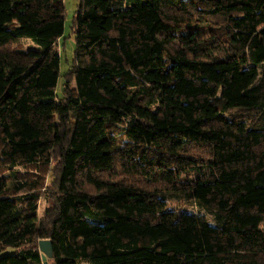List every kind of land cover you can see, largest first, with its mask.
Returning a JSON list of instances; mask_svg holds the SVG:
<instances>
[{
	"label": "trees",
	"instance_id": "16d2710c",
	"mask_svg": "<svg viewBox=\"0 0 264 264\" xmlns=\"http://www.w3.org/2000/svg\"><path fill=\"white\" fill-rule=\"evenodd\" d=\"M71 28L59 95L64 0H0V264L42 239L49 264H264V0H79Z\"/></svg>",
	"mask_w": 264,
	"mask_h": 264
},
{
	"label": "rangeland",
	"instance_id": "374dc122",
	"mask_svg": "<svg viewBox=\"0 0 264 264\" xmlns=\"http://www.w3.org/2000/svg\"><path fill=\"white\" fill-rule=\"evenodd\" d=\"M65 3V30L62 40L59 42V51L61 52V66H60V75L58 78L57 88L56 92L60 95L62 93L63 84H64V74L68 71V69L71 66L72 58L74 55L75 50V35L72 32V21L75 15V12L79 5V0H64ZM64 41V43H63ZM25 49H34L37 48L31 41L23 39L19 42ZM75 86V84H72ZM18 169L22 172L26 170L25 167L19 166ZM51 180V176L48 177L47 181ZM53 199L49 193H44L43 197L40 199L39 202V217L46 218L47 211L52 208L53 205ZM178 199L174 201H170V206H174L176 204H182L184 206V203L181 202ZM188 209L192 212H199V213H206L205 211L201 210L199 206H196L195 204H187ZM209 219L211 216H207ZM209 222H212L208 220Z\"/></svg>",
	"mask_w": 264,
	"mask_h": 264
},
{
	"label": "water",
	"instance_id": "95a60500",
	"mask_svg": "<svg viewBox=\"0 0 264 264\" xmlns=\"http://www.w3.org/2000/svg\"><path fill=\"white\" fill-rule=\"evenodd\" d=\"M39 249L42 253L41 257L44 264H49L48 259L53 256V244L51 240L42 239L39 241Z\"/></svg>",
	"mask_w": 264,
	"mask_h": 264
}]
</instances>
